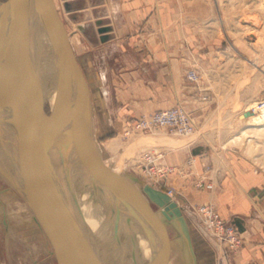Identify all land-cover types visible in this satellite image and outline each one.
Here are the masks:
<instances>
[{"label": "rangeland", "instance_id": "1", "mask_svg": "<svg viewBox=\"0 0 264 264\" xmlns=\"http://www.w3.org/2000/svg\"><path fill=\"white\" fill-rule=\"evenodd\" d=\"M8 1L0 0V3ZM196 1L199 5L196 10L198 23L181 25L185 20L181 22V11L176 10L174 22L178 24L173 26L174 38L181 40L179 49L185 50L187 55L186 65L183 64L181 69H189L186 80L193 87L195 101H184L171 107H181L189 114L194 132L188 137H179L157 130L135 133L129 138H125L123 132L133 119H120L110 101L112 93L106 63L99 49L95 48L96 43L91 42L92 28L81 32L76 21L65 11L63 0H54V3L88 83L90 120L100 158L112 169H118L119 175L133 176L141 186H152L139 167L140 152L156 147L165 153L164 163L176 168L167 156L177 147H185L187 158L184 167L179 170L185 179L179 185L170 187L167 185L169 180L164 185L173 189L174 200L182 206V214L193 236L196 264H216L213 256L207 261L199 259L195 229L185 213V206L194 212L193 206L211 205L224 220L215 199L223 196L226 187L214 183L212 166L220 164L228 170L231 166L249 164L256 172L264 173V117L255 111L257 104L264 100V0ZM190 72L195 73V81L187 79ZM42 109L50 116L48 105L45 104ZM16 138L24 141L22 136ZM16 148L19 149L20 144ZM30 150L36 151V146L33 145ZM45 170L53 174L54 168L45 164ZM198 180L211 183L213 189L197 188L195 182ZM165 187L161 186L159 190L164 191ZM12 188L19 193L15 187ZM19 196L20 199L8 186L0 184V264H52L57 253L20 193ZM203 197L206 200L202 201ZM258 198L261 202L260 195ZM158 225L166 241L171 236V230L165 225ZM234 226L242 246L238 225ZM179 242L182 254L178 252L176 240L167 243L165 264H190L191 259L186 257L182 242ZM239 249L234 252L225 250L234 254Z\"/></svg>", "mask_w": 264, "mask_h": 264}, {"label": "water", "instance_id": "2", "mask_svg": "<svg viewBox=\"0 0 264 264\" xmlns=\"http://www.w3.org/2000/svg\"><path fill=\"white\" fill-rule=\"evenodd\" d=\"M27 1L29 48L23 64L28 62L29 56L33 57L35 44L39 42L42 45L39 52L43 53L45 61L43 69H49V75H44L51 81L50 114L55 127L98 195L96 247L80 240L56 208L50 193L61 203L72 207L76 204L45 170L40 149L24 153L23 164L12 161L0 149L1 176L21 194L62 264H115L118 254L122 264H156L150 254L154 234L163 264L164 236L148 203L128 179L104 164L96 150L88 108L90 90L54 0ZM107 31L105 27L99 33ZM129 178L138 180L133 176ZM143 191L167 219L179 222L193 264H196L182 210L162 190L146 184ZM130 224L135 227L133 233L128 230Z\"/></svg>", "mask_w": 264, "mask_h": 264}, {"label": "crops", "instance_id": "3", "mask_svg": "<svg viewBox=\"0 0 264 264\" xmlns=\"http://www.w3.org/2000/svg\"><path fill=\"white\" fill-rule=\"evenodd\" d=\"M63 6L81 32L92 28L91 42L96 43L106 63L110 101L120 119H135L176 103L195 101L193 87L186 80L189 69H181L187 55L179 49L181 40L174 38L173 26L178 24L174 22L176 10L181 11V22L185 20L181 25L198 23L196 0H63ZM105 27L108 31L100 34ZM186 153L185 147H177L167 156L177 171L169 176L168 186L179 185L185 179L179 170L184 167ZM211 169L214 183L226 187L215 204L225 221L238 225L242 246L234 254L227 253L186 205L199 259L207 261L213 256L216 264H264V173L256 172L249 164L228 170L214 164ZM0 184L20 199L1 174Z\"/></svg>", "mask_w": 264, "mask_h": 264}, {"label": "bare ground", "instance_id": "4", "mask_svg": "<svg viewBox=\"0 0 264 264\" xmlns=\"http://www.w3.org/2000/svg\"><path fill=\"white\" fill-rule=\"evenodd\" d=\"M27 18V0L12 2L9 0L5 4L0 3V149L12 161L20 164L24 162L23 154L31 152L33 145L37 150H41L44 163L54 168L53 174L49 173L51 178L76 204V207H72L61 203L50 193L56 208L76 236L84 243L93 246L96 245L95 232L100 214L98 213V195L88 175L66 147L60 132L55 127L52 115L47 116L42 109L45 104L50 109L53 97L51 81L44 75L49 73V69H43L45 61L43 53L39 52L42 47L39 42L35 44L33 57L29 56L28 62L23 64L29 48ZM90 107L89 98L88 108ZM16 136H22L24 141L20 142ZM25 139L26 144H24ZM18 144H20L19 149L16 148ZM104 164L119 174L118 169H112L109 163ZM121 176L128 179L142 194L157 223L171 230V236L164 240L165 254L167 243L174 240L177 241L178 252L182 254L179 242L181 241L186 257H189L190 264H193L179 222L167 219L162 214V210L148 199L143 191L146 184L141 186L139 180H132L126 175ZM173 199L175 198H171L172 202H174ZM128 230L133 233L135 227L130 224ZM150 254L156 264H162L156 234H154ZM58 258L57 254L52 264H62ZM115 264H122L119 254L115 257Z\"/></svg>", "mask_w": 264, "mask_h": 264}, {"label": "built area", "instance_id": "5", "mask_svg": "<svg viewBox=\"0 0 264 264\" xmlns=\"http://www.w3.org/2000/svg\"><path fill=\"white\" fill-rule=\"evenodd\" d=\"M196 78L194 72H190L187 76L189 81H195ZM255 111H257L260 116L264 117V100L257 104ZM157 130H165L179 137H188L193 134L194 125L191 117L183 108L173 107L155 111L147 115H141L133 119L125 127L123 135L125 138H129L135 133H151ZM164 161L165 153L156 147L145 149L139 154L138 164L145 179H147L152 186L156 188L158 186V189H161V186L165 187L164 184L169 176L176 171V168L167 166ZM195 186L207 191L213 189L211 183L203 180L196 181ZM164 192L169 197H174L173 189L166 188ZM192 208L198 216L203 229L216 243L224 246L229 252H234L239 249L241 246V239L232 222L222 220L211 205H199L197 207L193 206Z\"/></svg>", "mask_w": 264, "mask_h": 264}]
</instances>
